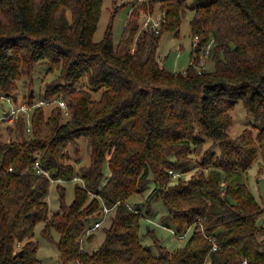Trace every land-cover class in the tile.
<instances>
[{
	"label": "trees",
	"instance_id": "trees-1",
	"mask_svg": "<svg viewBox=\"0 0 264 264\" xmlns=\"http://www.w3.org/2000/svg\"><path fill=\"white\" fill-rule=\"evenodd\" d=\"M102 1L0 0V99L12 107L62 99L68 111L33 105L16 120L9 111L0 118V264H43L33 240L42 221L44 237L59 234L62 264H264L257 224L264 210L247 183L254 163L264 172V0H143L117 43V9L93 39ZM154 3L164 12L159 29L139 30L140 10ZM187 9L190 61L170 71L159 40L178 34ZM211 40L214 67L197 68ZM42 61L58 72L37 94L33 76ZM22 79L30 86L21 98ZM238 101L252 121L231 135ZM80 139L89 163L76 169L68 149L78 153ZM36 158L46 173L36 172ZM52 180L78 182L70 203L57 183L59 210L49 215ZM149 184L146 208L131 202ZM154 198L165 210L161 225L180 238L190 230L182 246L168 249L149 228L156 252L142 243L140 219L151 217ZM103 206L109 210L95 245L97 229L85 231Z\"/></svg>",
	"mask_w": 264,
	"mask_h": 264
},
{
	"label": "rangeland",
	"instance_id": "rangeland-1",
	"mask_svg": "<svg viewBox=\"0 0 264 264\" xmlns=\"http://www.w3.org/2000/svg\"><path fill=\"white\" fill-rule=\"evenodd\" d=\"M142 1L143 0H103L101 6V14L96 30L93 34V39L95 41L101 39L109 21L111 12L117 9L113 19V39L114 42L117 43L128 14H130L132 9L135 7L134 5H137V3H140ZM184 1L187 4L191 5L194 0ZM163 13L164 12L160 10V6L158 3H154L151 9H141L137 19V22L139 24V30L141 29L140 22L142 21V18L145 14H150L151 17L159 16L161 17L162 21L164 16ZM192 14V10L187 9L186 14L182 18L181 24L179 26L178 34L166 31L162 34L159 40L158 52L160 55L161 65H163L166 69L170 71H183L189 64L190 51L192 49V37L190 35L189 19L192 17ZM200 55L203 57L201 59V61L203 62V66H200V69H212L214 67V63L211 59H209V54L208 56H206L205 52H201ZM200 58L201 57L199 56L198 63L200 62ZM57 72L58 71H48V64L45 61L38 63L35 67V72L33 76L34 85L32 89H35V92L38 94L40 87H42L46 82L52 80L57 75ZM17 82L19 85L18 94L19 97L22 98L28 92L30 84L27 81L24 83V79L19 80ZM11 107L12 105L8 101H6V99L1 98L0 118L4 115L5 111L8 112ZM232 115L233 123L229 129V133L231 135L238 134L244 127L249 126L250 122L252 121V117L246 112L242 101H238L236 103L232 111ZM78 145L80 146L78 153L74 152L73 146H70L68 149V153L71 157L69 162L75 164L76 169H78L82 165L89 163V156L87 154V147L85 141L83 139H80L78 141ZM103 169L105 173L108 172L106 164L104 165ZM59 182L65 186V201L67 203H70L74 196L75 183H77L78 181H51L49 186V193L47 195V200L49 203V215L59 210V200L56 190V185ZM247 183L255 198L264 210V172L258 173L257 163H254L249 169ZM150 188L151 184L148 185L147 189L141 195L133 196L130 199L131 202L137 201L138 203H143V207L146 208V204H144L145 197L149 192ZM164 213L165 210L160 199L154 198L150 205L151 217H142L140 219V239L142 243L151 247L154 252H156V248L154 246L153 238L150 235L146 234L147 228L152 229L160 243H162L168 249L171 250L176 247L182 246L190 236V230L187 231L186 235L180 238L178 235L173 233L171 228L165 225H161L160 216ZM90 221L92 223L93 219H91ZM257 224L260 226H264V212L263 215L258 219ZM43 226L44 221L39 222L34 229L33 240L37 241L38 245L37 257H39L43 264H62L58 250L55 245V241L58 240L59 234L55 230H53V241H50L46 237H44L40 232ZM96 232V238L93 237L90 240V242L93 241L95 245L99 244L103 239L102 230L98 228ZM85 243L87 242L83 239L82 244L84 245Z\"/></svg>",
	"mask_w": 264,
	"mask_h": 264
},
{
	"label": "built area",
	"instance_id": "built-area-1",
	"mask_svg": "<svg viewBox=\"0 0 264 264\" xmlns=\"http://www.w3.org/2000/svg\"><path fill=\"white\" fill-rule=\"evenodd\" d=\"M160 23H161V17L159 16H156V17H151L150 14H145L142 18V21L140 22V26H141V29H148V28H151V29H155V30H158L159 27H160ZM198 43V36H195L194 37V40H193V44H197ZM212 43V40L205 46V50H203V53L205 52V55L207 56L208 55V51H209V47H210V44ZM200 62L198 63L197 67L200 68V66H203V62L201 61V59L203 58L201 55H200ZM58 105L60 106L61 108L64 109V114L65 115H68V111L66 109V103L62 100V99H54V100H50V99H38L34 102L33 105H45V106H48V105ZM33 105L29 104V103H26V102H23L22 104H20L18 107H12L8 113H6L5 116H7L9 118V121H13V120H16V118L19 116V112L20 111H24V112H27ZM29 122V121H28ZM28 124V123H27ZM29 129V125H28V128ZM34 168L36 170L37 173H40V172H45V170H43V168L40 166V163H39V159L36 158L35 162H34ZM176 176V173L174 174ZM108 207L106 206H103L102 208V211H103V217L101 219H98L96 220L90 227H88L85 231V234H88L96 229H98V227L100 226V224L105 220V216L108 212ZM243 263H246L245 260L242 261Z\"/></svg>",
	"mask_w": 264,
	"mask_h": 264
},
{
	"label": "crops",
	"instance_id": "crops-1",
	"mask_svg": "<svg viewBox=\"0 0 264 264\" xmlns=\"http://www.w3.org/2000/svg\"><path fill=\"white\" fill-rule=\"evenodd\" d=\"M192 43V42H191Z\"/></svg>",
	"mask_w": 264,
	"mask_h": 264
}]
</instances>
